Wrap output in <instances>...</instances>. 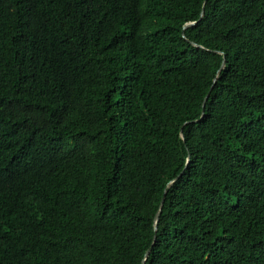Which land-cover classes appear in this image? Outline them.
<instances>
[{
	"label": "trees",
	"instance_id": "16d2710c",
	"mask_svg": "<svg viewBox=\"0 0 264 264\" xmlns=\"http://www.w3.org/2000/svg\"><path fill=\"white\" fill-rule=\"evenodd\" d=\"M149 248L264 264V0H0V264Z\"/></svg>",
	"mask_w": 264,
	"mask_h": 264
},
{
	"label": "water",
	"instance_id": "95a60500",
	"mask_svg": "<svg viewBox=\"0 0 264 264\" xmlns=\"http://www.w3.org/2000/svg\"><path fill=\"white\" fill-rule=\"evenodd\" d=\"M202 13H203V9H202L201 14H202ZM194 23H195V22H188V23H186V24L184 25V27H187V26L192 25V24H194ZM206 98H207V95L205 96L204 101L206 100ZM203 104H204V102H203ZM181 132H182V130H181ZM180 174H181V173H180ZM178 176H179V175H178ZM174 180H175V179L170 180V181L167 183L166 186H167V187L171 186L172 183L174 182ZM164 194H165V193H164ZM164 194H163V196H162V198H161V200H160V203H159V205H158L157 211H156L155 216H154V231H156V229H157L158 218H159V215H160V213H161L162 205H163V202H164ZM153 238H155V234H154ZM149 251H150V248L145 252V255H144V258H143L141 264H144V260L146 259V257H147V255H148Z\"/></svg>",
	"mask_w": 264,
	"mask_h": 264
}]
</instances>
